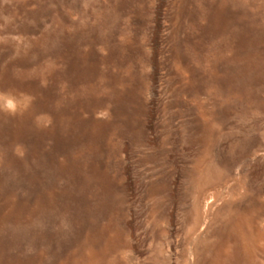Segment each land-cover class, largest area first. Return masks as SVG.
<instances>
[{"label":"rangeland","instance_id":"obj_1","mask_svg":"<svg viewBox=\"0 0 264 264\" xmlns=\"http://www.w3.org/2000/svg\"><path fill=\"white\" fill-rule=\"evenodd\" d=\"M0 264H264V0H0Z\"/></svg>","mask_w":264,"mask_h":264}]
</instances>
